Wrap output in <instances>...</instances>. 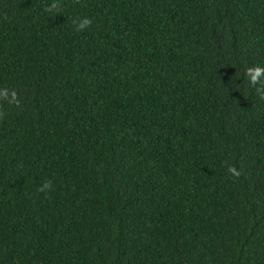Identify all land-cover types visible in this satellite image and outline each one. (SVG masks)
Returning <instances> with one entry per match:
<instances>
[{"label": "trees", "instance_id": "trees-1", "mask_svg": "<svg viewBox=\"0 0 264 264\" xmlns=\"http://www.w3.org/2000/svg\"><path fill=\"white\" fill-rule=\"evenodd\" d=\"M52 2L0 0V264H264V0Z\"/></svg>", "mask_w": 264, "mask_h": 264}, {"label": "clouds", "instance_id": "clouds-1", "mask_svg": "<svg viewBox=\"0 0 264 264\" xmlns=\"http://www.w3.org/2000/svg\"><path fill=\"white\" fill-rule=\"evenodd\" d=\"M77 3H79V0H77ZM61 10V5L58 2V0H53V2L50 4V6H47L45 8V11L48 13L53 12H59ZM73 24L75 25V30L77 32H82L85 29L89 28L92 24V20L84 17L80 18L78 21L73 20ZM246 76L249 79V83L252 87H256L257 84L261 83V78L264 77V67L255 66L252 68H248L246 70ZM262 86L257 88V92L260 93L262 90ZM261 98L264 99V95H261ZM7 103L9 106H17L19 107L21 105V100L19 99L18 93L14 90H11L9 88H0V104ZM4 116L3 111H0V118ZM227 172L230 176L239 179L242 175L241 171L234 165L228 166ZM52 190V182L51 181H45L42 186L37 190L40 193L49 192Z\"/></svg>", "mask_w": 264, "mask_h": 264}]
</instances>
